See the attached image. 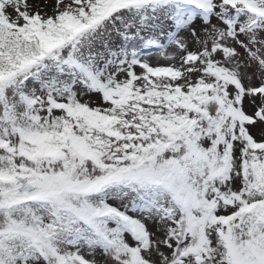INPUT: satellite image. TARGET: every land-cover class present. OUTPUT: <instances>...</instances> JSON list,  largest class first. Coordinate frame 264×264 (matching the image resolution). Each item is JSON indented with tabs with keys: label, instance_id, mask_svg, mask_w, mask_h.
Wrapping results in <instances>:
<instances>
[{
	"label": "snow or ice",
	"instance_id": "obj_1",
	"mask_svg": "<svg viewBox=\"0 0 264 264\" xmlns=\"http://www.w3.org/2000/svg\"><path fill=\"white\" fill-rule=\"evenodd\" d=\"M264 264V0H0V264Z\"/></svg>",
	"mask_w": 264,
	"mask_h": 264
},
{
	"label": "rangeland",
	"instance_id": "obj_2",
	"mask_svg": "<svg viewBox=\"0 0 264 264\" xmlns=\"http://www.w3.org/2000/svg\"><path fill=\"white\" fill-rule=\"evenodd\" d=\"M96 259H97L99 262H101V264H102L104 258H103L102 255L98 254L97 257H96Z\"/></svg>",
	"mask_w": 264,
	"mask_h": 264
}]
</instances>
